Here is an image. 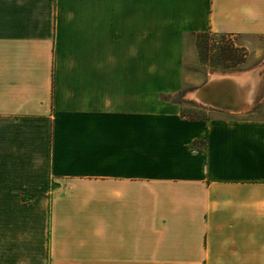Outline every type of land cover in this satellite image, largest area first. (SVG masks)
<instances>
[{
  "label": "crops",
  "instance_id": "0c3cea01",
  "mask_svg": "<svg viewBox=\"0 0 264 264\" xmlns=\"http://www.w3.org/2000/svg\"><path fill=\"white\" fill-rule=\"evenodd\" d=\"M204 31L264 0H0V264H264V119L162 97Z\"/></svg>",
  "mask_w": 264,
  "mask_h": 264
},
{
  "label": "rangeland",
  "instance_id": "374dc122",
  "mask_svg": "<svg viewBox=\"0 0 264 264\" xmlns=\"http://www.w3.org/2000/svg\"><path fill=\"white\" fill-rule=\"evenodd\" d=\"M224 52H230L241 61L234 66L224 67V63L234 61L233 57L224 60ZM223 75H233L253 82L249 108L239 112L229 111L204 104L194 96L196 88L207 80ZM162 97L176 100L180 105V112L185 116L264 119V36H237L209 31L197 40L195 37L184 53L181 88Z\"/></svg>",
  "mask_w": 264,
  "mask_h": 264
},
{
  "label": "water",
  "instance_id": "95a60500",
  "mask_svg": "<svg viewBox=\"0 0 264 264\" xmlns=\"http://www.w3.org/2000/svg\"><path fill=\"white\" fill-rule=\"evenodd\" d=\"M196 89L205 100L204 104L229 111H240L245 107L243 87L232 78L209 79Z\"/></svg>",
  "mask_w": 264,
  "mask_h": 264
},
{
  "label": "bare ground",
  "instance_id": "6f19581e",
  "mask_svg": "<svg viewBox=\"0 0 264 264\" xmlns=\"http://www.w3.org/2000/svg\"><path fill=\"white\" fill-rule=\"evenodd\" d=\"M225 77H229V78H232V79H234V80H236L239 84H240V86H242L243 87V91H244V96H243V98H242V100L245 102V107L243 108V109H241V110H244L246 107H248L249 105H248V103H247V101H248V99H249V96H250V92H249V89H248V85H249V81L247 80V79H243V78H241V77H235V76H233V75H223V76H214L212 79H221V78H225ZM246 77V76H245ZM242 80H244V81H242ZM242 82V83H241ZM244 82H245V84H244ZM194 96L196 97V98H198V99H200L201 101H203V102H205V100H203L201 97H200V95L198 94V91H197V93H195L194 94ZM206 103V102H205ZM240 110V111H241ZM235 112H239V111H235Z\"/></svg>",
  "mask_w": 264,
  "mask_h": 264
},
{
  "label": "trees",
  "instance_id": "16d2710c",
  "mask_svg": "<svg viewBox=\"0 0 264 264\" xmlns=\"http://www.w3.org/2000/svg\"><path fill=\"white\" fill-rule=\"evenodd\" d=\"M209 33V31H204V32H199L196 34V40L199 36H202V35H207ZM234 55L231 54L230 52H224V57L223 59L224 60H227V59H230L232 58ZM232 59H234V61L232 63H224V67H229V66H234L236 65L237 63H239V61H241V59L239 60L238 58H235L233 57ZM183 116H185L183 113H181ZM185 117H190V118H196V117H203V116H185Z\"/></svg>",
  "mask_w": 264,
  "mask_h": 264
}]
</instances>
